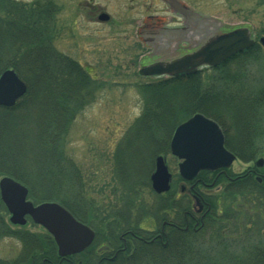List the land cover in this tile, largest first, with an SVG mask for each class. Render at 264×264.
<instances>
[{"label": "trees", "instance_id": "obj_1", "mask_svg": "<svg viewBox=\"0 0 264 264\" xmlns=\"http://www.w3.org/2000/svg\"><path fill=\"white\" fill-rule=\"evenodd\" d=\"M59 11L54 0H34L30 4L0 0V74L11 69L28 88L14 107L0 108V177L7 176L27 186L34 202H59L85 224V219L64 203L67 192L61 196L68 176L57 163L56 143L86 105L97 81L77 62L53 48ZM260 34L264 36V27ZM260 51L261 47L255 45L219 67L208 69L211 73L208 85H203L199 72L184 80L140 86L146 102L139 123L132 130L133 141L137 144L140 140L138 147L151 153L152 159L168 150V141L181 113L187 118L202 114L222 126L226 148L231 153L242 162L254 161L264 145V77L255 68ZM259 86L261 90L256 92L245 90ZM28 147L32 150L29 158L25 155ZM135 155L138 164L140 155ZM117 158L118 179L127 186H135L143 174L131 176V185L128 184L123 177L125 159ZM145 165L142 162L139 168ZM157 210L165 211V207L157 206ZM4 238H14L23 246L13 264L54 261L51 243L47 248L40 237L13 232L0 220V239ZM104 240L102 243L96 238L91 247L75 257L76 264H93L101 245L107 244L110 249L118 241L113 236ZM208 243L211 242L172 231L165 246L134 243L112 264H264L262 241L256 243L254 250L241 253L228 250L229 253L218 255L213 252L216 247L211 248Z\"/></svg>", "mask_w": 264, "mask_h": 264}, {"label": "rangeland", "instance_id": "obj_2", "mask_svg": "<svg viewBox=\"0 0 264 264\" xmlns=\"http://www.w3.org/2000/svg\"><path fill=\"white\" fill-rule=\"evenodd\" d=\"M13 1L30 4L34 0ZM177 1L202 16L207 25L221 23L223 32L248 27L256 43L264 37L260 34V30L264 27V0ZM54 3L60 11L55 18L53 48L86 68L90 76L97 81L96 88L92 90L93 94L86 101V105L76 113L66 132L61 134L60 140L56 143L59 151L57 154L61 157L59 162L60 158L56 156L57 163L61 169L65 168L64 173L68 176L63 184L64 189L60 191L61 196L67 192L64 203L85 219V224L94 230L96 238L102 243H105V238L111 236L118 238L127 229L159 232L162 222L170 220L168 213L180 214L178 213L180 207L177 203H173L176 201H173L172 196L166 194L156 196L151 190L150 177L155 172V161L159 157L163 158L168 173L174 178L173 183L178 186L182 183L179 176V165L182 161L171 154L173 134L168 141V150L153 156L152 159H150L151 153L142 151L138 147L141 141L136 144L132 139V130L138 125L146 102L145 94L139 87L157 82L150 78H141L138 74L146 64L142 58L147 54L148 49L135 39L137 31L135 27L137 20L140 23H149L152 18L147 19V15L155 16L154 19L159 24L171 23L169 5L162 0H54ZM100 13L107 14L110 18L109 22L99 23L97 16ZM255 68L256 72L264 77L262 48ZM210 74L208 69L201 71L199 76L203 85L211 82ZM245 90L256 92L261 88L250 87ZM190 118L181 113L175 122L176 128ZM127 144L131 145L128 146V151H125ZM162 146L164 148V145ZM30 151L32 150L28 147L25 153L27 158L30 157ZM135 154L140 155L138 164ZM120 156L125 159L128 172L125 170L123 177L128 184L131 185V176L135 178V175L143 174L139 176L140 181L135 186H127L118 179L117 157ZM260 159H264V145H261L254 161ZM142 162L147 165L143 167L144 172L143 168H139ZM242 168V164L238 161L231 166L233 172H240ZM128 173L130 176L127 177ZM196 177L197 175L193 179ZM173 187L175 188L174 185ZM28 199L34 202L30 197ZM165 202H169L168 205ZM54 203L61 206L59 202L54 201ZM160 205L167 211L157 210V206ZM185 205L188 204L182 202L180 206L184 208ZM250 207L254 215L248 222L251 235L263 236L264 211L256 202H252ZM220 216L227 217L226 210L223 209V214ZM4 217L7 220L6 214ZM224 218L217 217L221 221H224ZM233 219L234 216L229 223ZM10 229L13 232H27L40 237L43 245L50 248V236L43 228L29 221L24 228ZM167 234L170 235L169 232ZM139 235L144 237L145 233ZM209 235L200 234L197 239L211 242L208 243L211 248H215L214 243L221 242L225 247L222 246V249L216 247L214 251L212 250L216 255L229 253L228 250H241L246 246L248 251L254 250L257 243L253 237H248L250 242L248 240L244 242L242 238L234 237L235 235L230 233L223 234V231ZM20 252L21 244L18 240L0 239L1 261L13 264L21 255ZM107 252L108 250H104L103 255H108ZM231 253L236 255L235 252Z\"/></svg>", "mask_w": 264, "mask_h": 264}, {"label": "flooded vegetation", "instance_id": "obj_3", "mask_svg": "<svg viewBox=\"0 0 264 264\" xmlns=\"http://www.w3.org/2000/svg\"><path fill=\"white\" fill-rule=\"evenodd\" d=\"M162 1L169 5L170 10L168 13L171 14V23L159 24L154 19L155 16L152 15H147L146 17L147 19L152 18L149 23L136 21L135 28L137 31L135 39L139 40L142 46L148 49L147 54L142 58L146 62L144 66L164 65L175 62L188 53L195 51L205 41L217 38L222 33L218 23L206 25L204 18L189 11L186 6L179 4L177 0ZM85 70L87 71L86 68ZM186 77L171 78L161 76L150 79L161 82L173 79L184 80ZM231 154L235 161L242 164L243 168L240 172H233L231 167L221 168L213 172L204 171L190 182L180 178L182 183L179 186L173 183L174 178L171 177L170 190L167 195L172 196L173 201H176L173 203H177L180 207L178 211L180 214L168 213L170 220L162 222L160 231L145 232L143 230L145 233L144 237L131 230L123 232L122 235L116 238L118 241L114 247L109 249L107 244L100 246L99 252L101 254L98 253L93 264L114 263L119 255L123 256L125 254L124 251L132 248L134 243L150 247H154L156 244L165 246L168 236L167 232L171 233L172 231L188 234L194 236V238H197L200 234L205 236L223 231V234L230 233L235 235L234 237L242 238L244 242H247V240L250 242L248 237H253L254 240L260 238L264 241V234L263 236L251 235L248 227V222L254 216L250 207L251 203L256 202L264 211V159L261 164L258 161L242 162L233 153ZM182 202H186L188 205L182 208L180 206ZM165 203L168 205L169 202ZM223 209L227 212V217L225 218L220 216L223 214ZM67 211L75 218L69 210ZM5 214L7 220L4 217ZM260 215L262 214L260 213ZM233 216V221L229 223ZM217 217L219 219L224 218V221L217 219ZM8 218V211L0 203V220L10 229ZM75 219L81 222L77 218ZM96 236L95 233L92 245ZM162 240L164 241L163 243L160 242ZM263 241L261 251L264 253ZM106 249L108 250V255H103ZM243 250H248V247H242L241 250L236 251L241 253ZM53 254L54 261L49 264H76L75 257L77 255L60 257L57 255L56 248ZM0 264L6 263L0 260ZM42 264L44 263L42 262ZM77 264H81V262Z\"/></svg>", "mask_w": 264, "mask_h": 264}, {"label": "water", "instance_id": "obj_4", "mask_svg": "<svg viewBox=\"0 0 264 264\" xmlns=\"http://www.w3.org/2000/svg\"><path fill=\"white\" fill-rule=\"evenodd\" d=\"M103 14L99 21H108ZM264 48V38L260 39ZM254 46L250 32L238 29L230 34L221 35L205 41L195 52L164 65H152L140 70L143 77L154 76H190L202 67L215 68L229 57ZM27 91L26 85L12 71L8 70L0 76V107H12ZM224 137L220 127L212 120L197 114L181 124L174 132L171 140V154L181 160L180 176L190 181L200 171H215L229 168L234 157L224 148ZM262 161H259L261 164ZM170 174L162 158L155 161V172L151 175V187L156 194L169 190ZM27 190L11 178L0 180V202H3L11 215L12 225L25 226V216H29L34 224L43 227L57 245L58 255L66 257L81 253L90 246L94 233L85 225L77 222L61 206L44 203L39 206L27 200Z\"/></svg>", "mask_w": 264, "mask_h": 264}, {"label": "bare ground", "instance_id": "obj_5", "mask_svg": "<svg viewBox=\"0 0 264 264\" xmlns=\"http://www.w3.org/2000/svg\"><path fill=\"white\" fill-rule=\"evenodd\" d=\"M252 48V47H251ZM250 49V48H249ZM246 50H248V49H246ZM234 56V55H233ZM233 56H231V57H233ZM231 57H229L228 59H230ZM228 59H226L224 62H226ZM223 62V63H224ZM26 88H27V85H26ZM27 91H28V88H27ZM27 94V93H26ZM218 124V123H217ZM219 125V124H218ZM219 127H220V129H221V132H222V134H223V137H224V147H226V135H225V133H224V129L222 128V126L221 125H219ZM229 132H230V135H232V133H231V131L229 130ZM4 177V176H3ZM14 181H16V180H14ZM16 182H18V181H16ZM19 184H21L20 182H18ZM26 190H27V192H28V197H29V189H28V187L27 186H25V185H23V184H21ZM219 236V235H218ZM217 236V237H218ZM190 237V236H189ZM262 239H260V238H256L255 239V242H260ZM214 246L215 247H221V248H223V247H225V246H223V244L221 243V242H216V243H214ZM223 246V247H222ZM51 250L53 251V253H54V250H55V248H56V250H57V245H56V243H55V241L53 240V239H51ZM22 251H23V246H21V252L20 253H22ZM57 255H58V250H57ZM59 256V255H58Z\"/></svg>", "mask_w": 264, "mask_h": 264}]
</instances>
